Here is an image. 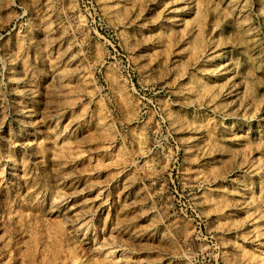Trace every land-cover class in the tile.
<instances>
[{"label": "rangeland", "instance_id": "374dc122", "mask_svg": "<svg viewBox=\"0 0 264 264\" xmlns=\"http://www.w3.org/2000/svg\"><path fill=\"white\" fill-rule=\"evenodd\" d=\"M0 264H264V0H0Z\"/></svg>", "mask_w": 264, "mask_h": 264}]
</instances>
